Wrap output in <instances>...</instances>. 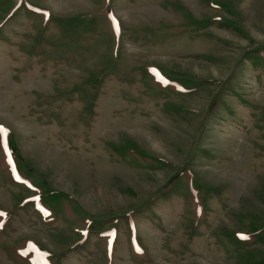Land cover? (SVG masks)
Instances as JSON below:
<instances>
[{"label":"rangeland","instance_id":"1","mask_svg":"<svg viewBox=\"0 0 264 264\" xmlns=\"http://www.w3.org/2000/svg\"><path fill=\"white\" fill-rule=\"evenodd\" d=\"M0 264H264V0H0Z\"/></svg>","mask_w":264,"mask_h":264},{"label":"snow or ice","instance_id":"2","mask_svg":"<svg viewBox=\"0 0 264 264\" xmlns=\"http://www.w3.org/2000/svg\"><path fill=\"white\" fill-rule=\"evenodd\" d=\"M245 239H246V237H245Z\"/></svg>","mask_w":264,"mask_h":264}]
</instances>
